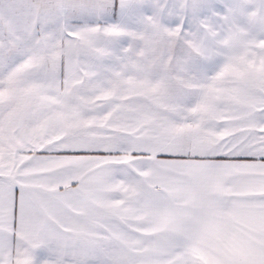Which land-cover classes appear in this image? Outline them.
Masks as SVG:
<instances>
[{
  "label": "snow or ice",
  "instance_id": "1",
  "mask_svg": "<svg viewBox=\"0 0 264 264\" xmlns=\"http://www.w3.org/2000/svg\"><path fill=\"white\" fill-rule=\"evenodd\" d=\"M0 264H264V0H0Z\"/></svg>",
  "mask_w": 264,
  "mask_h": 264
}]
</instances>
